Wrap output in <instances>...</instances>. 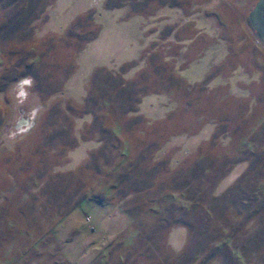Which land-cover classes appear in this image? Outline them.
Listing matches in <instances>:
<instances>
[{
	"label": "rangeland",
	"instance_id": "obj_1",
	"mask_svg": "<svg viewBox=\"0 0 264 264\" xmlns=\"http://www.w3.org/2000/svg\"><path fill=\"white\" fill-rule=\"evenodd\" d=\"M259 1L135 2L131 13L150 18L163 9L165 17L156 21L173 23L139 60L128 61L136 64L128 71L121 72L124 62L106 68L120 75L102 70L95 77L105 68L98 67L70 95L63 86L76 54L100 24L89 11L65 34L36 30L19 22L25 18L20 10L53 0H0V264H178L179 256L183 264H226L214 259L223 244L233 258L228 264H264V257L256 262L242 250L250 237L263 235V225L255 228L251 221L238 232L227 225L252 207L240 211L205 199L209 188L219 196L250 170L264 194V119L253 124L247 115L257 96L264 114V43L251 19ZM10 4L23 7L4 15L2 8ZM185 17L201 26L216 22L219 36L229 42L203 82L188 71L205 47L194 42L197 29L182 25L175 32ZM190 37L191 44L183 45ZM26 75L36 84L19 109L10 86ZM213 77L233 93L221 86L208 92ZM155 94L174 103L161 120L144 114L141 105ZM78 95L82 100L73 97ZM33 104L43 106L38 127L9 141L17 115ZM210 122L213 133L194 143V155L192 149L178 155L179 145L163 158L157 155L170 139L198 138ZM82 143L79 159L75 149Z\"/></svg>",
	"mask_w": 264,
	"mask_h": 264
},
{
	"label": "crops",
	"instance_id": "obj_2",
	"mask_svg": "<svg viewBox=\"0 0 264 264\" xmlns=\"http://www.w3.org/2000/svg\"><path fill=\"white\" fill-rule=\"evenodd\" d=\"M111 1L116 2V4L113 5V7L107 6V3ZM140 1L144 0H53V2L48 5L46 4L44 7L42 4L38 5L37 9H32L30 8L31 6L27 4V9L20 10L25 13V18H22L23 21L20 20L19 22H25L26 26L36 30L44 29L45 31L48 30L52 33L61 35L69 31L74 20L81 16V14L89 11L95 12L93 22L100 24V31L94 39L88 41L85 47L76 54L73 71L63 86V92L71 95L80 91V88L85 84L94 69L98 67L118 69L124 62L139 60L143 51L156 39L159 31L173 23L167 18L165 20L161 19L160 21H156L157 17H165L163 9L157 12V16H151L150 18H146L137 13H131L135 2ZM20 7L23 6L12 7L10 4L9 7L4 6L2 10L5 9V15L6 9L12 11L15 9L18 10ZM27 13H32V18L26 16ZM43 15L45 18L42 17ZM189 17H185V19H183L185 21H182V18L180 19L181 24L175 29V32H177V29L182 25H186L184 27L187 29L191 25L197 29L194 42L198 40L195 44L202 43L205 47L202 48L201 54L197 56L195 61L189 65L188 71L192 75H190L192 78H194L193 76L197 78V82H203L209 75L211 69L218 65V54L221 53L225 47H228L229 42L225 38L219 36L218 29L220 25H217L216 22L208 21V26H201V22H192L187 19ZM155 22L158 23L155 24ZM177 23H179V20L174 23V25ZM145 32H149L146 33L147 37H144ZM191 40L192 37H190V41L184 42L183 45L189 46ZM95 52L97 53L95 54ZM217 78L213 77V81L208 86V92L221 86L225 91L229 89L228 91L233 93V89L228 86V84L225 86H223V84L218 85ZM154 96H156L155 99H151V101H149L150 98H148V96V100H144L145 102L142 101L141 105H145L146 110H143L144 114H147L152 119L160 118L159 120H161L165 115H168L174 103L172 101L170 102L168 95L155 94L153 97ZM73 97L79 101L82 100L83 96L81 97L78 95ZM257 97L252 100L250 106H248L247 112V115L251 112L249 118H252L253 124L257 123V120L264 119V114L262 115L263 109H260L261 106H259L263 103L261 100L260 103ZM256 103L258 104L257 107ZM255 107L257 108L255 112L254 110L249 111ZM213 130V123L210 122L205 125V129L198 135V138L197 136L189 135L188 137L185 135L170 139L163 148L161 147L158 149L159 151H156L157 155L159 153L160 158H163L162 156L169 153L173 148H178L177 145L181 148L180 151L177 150L176 152L178 155L184 156L188 151H191L190 149H192L190 152L191 155H194V153L197 152L196 144L194 143L199 142V139H206L213 133ZM85 143L87 144L88 141ZM85 143H82L78 149H75V151L78 152L77 157L79 159L83 156L82 150L84 149ZM178 161L179 160L169 161V166L174 165V162ZM236 171H238V169Z\"/></svg>",
	"mask_w": 264,
	"mask_h": 264
},
{
	"label": "trees",
	"instance_id": "obj_3",
	"mask_svg": "<svg viewBox=\"0 0 264 264\" xmlns=\"http://www.w3.org/2000/svg\"><path fill=\"white\" fill-rule=\"evenodd\" d=\"M113 2L114 1L109 2L107 6L113 7V5H115L113 4ZM88 15L89 18L93 20L94 12L90 11ZM99 31H100V27H98L94 35H92L90 38L86 40V43L94 39L98 35ZM85 45L80 49L82 50L85 47ZM135 65H136L135 62H127L121 67L122 70L121 72H126L128 71V69L132 68ZM102 70L103 72L108 71L113 77L120 75V72L114 73L110 70H107L106 68H98L95 71V77H98L102 73ZM88 100L89 102H91L94 99L89 98ZM198 164H200V162ZM198 164H196L194 167H196ZM193 169L195 171H199L198 167L196 169L195 168ZM198 173H200V171ZM253 173H254L253 170H250L249 172L240 176L238 180L228 190H226L224 193H222L219 196L214 195V192L210 188L205 192L206 195L205 199L209 198L210 204L212 206L218 205V206H223V208H227L229 205H231L233 207H239L240 211L249 210L252 207L253 210H249L247 216L244 219H241L233 223L231 222V220L229 221V223L227 222V225L229 224L230 226L232 225V227L237 229V232L239 230H242L244 227H246L251 221H254L255 228H258L259 225H263V229H264V199H263L264 194L260 189H258L259 188L258 184L254 182L257 180H255ZM259 180L262 179L259 178ZM184 225L187 227L188 224L185 222ZM248 230L249 229H247L246 231ZM219 233L221 232H218V234ZM191 238H193V234L191 235L190 239ZM250 243L247 248L242 247L243 255L247 254L248 256H250V258H254V260L257 262L259 258L264 257V252L262 248L264 247V233L256 241L255 238L250 237ZM190 250L191 248H189L187 252H189ZM217 258H219L221 262L226 264L229 263L228 260H233V258L229 254V250L226 248V244H223L222 246H216L214 259ZM175 259L179 261L178 264H183L185 262L184 256H179L178 259L177 258Z\"/></svg>",
	"mask_w": 264,
	"mask_h": 264
},
{
	"label": "clouds",
	"instance_id": "obj_4",
	"mask_svg": "<svg viewBox=\"0 0 264 264\" xmlns=\"http://www.w3.org/2000/svg\"><path fill=\"white\" fill-rule=\"evenodd\" d=\"M35 84V78L32 75H26L17 79L10 86L12 90L11 99L14 100L19 109H23V106L28 103ZM42 109V105L33 104L27 111H20L13 125L8 130L7 139L9 141H17L18 138L32 134L42 118Z\"/></svg>",
	"mask_w": 264,
	"mask_h": 264
},
{
	"label": "water",
	"instance_id": "obj_5",
	"mask_svg": "<svg viewBox=\"0 0 264 264\" xmlns=\"http://www.w3.org/2000/svg\"><path fill=\"white\" fill-rule=\"evenodd\" d=\"M251 19L254 24L256 34L262 39L264 43V0H260L251 14Z\"/></svg>",
	"mask_w": 264,
	"mask_h": 264
}]
</instances>
